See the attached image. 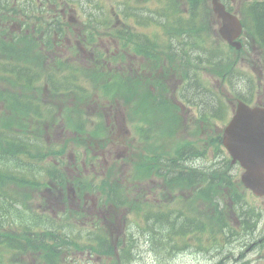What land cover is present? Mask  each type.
Masks as SVG:
<instances>
[{
    "label": "rangeland",
    "instance_id": "1",
    "mask_svg": "<svg viewBox=\"0 0 264 264\" xmlns=\"http://www.w3.org/2000/svg\"><path fill=\"white\" fill-rule=\"evenodd\" d=\"M239 3L241 5L242 0H237V2H236L237 6H238ZM240 88H242V90H246L247 84L246 83L245 84H242V87H240ZM199 92H200V89L198 90V93L196 95V99L197 100H200V98H199ZM217 93H218L219 96L221 95V88H218V92ZM202 101L205 104V105H202L203 110L197 108V111L199 113H201V114H210V112L213 113V112H215L217 110V108L219 106L220 99L213 100L212 99V96H210L209 94L208 95L205 94L204 95V99ZM225 104H226V101H225ZM59 138L61 139V136ZM80 157H82V155ZM237 169L238 168L235 166V171ZM46 197H47V200H48L47 205L48 204H51V207L54 209V207H56V205L58 204V202L54 203L52 201V196H50L48 193H46ZM236 256H238V248H236ZM253 256H254L253 253H247L246 254V257L247 258H252ZM241 258H243V255H242ZM239 261H242V259H240ZM178 263L179 264H202L203 263V258H202V256L195 257V256H191L189 254H183L182 256L179 257Z\"/></svg>",
    "mask_w": 264,
    "mask_h": 264
},
{
    "label": "trees",
    "instance_id": "2",
    "mask_svg": "<svg viewBox=\"0 0 264 264\" xmlns=\"http://www.w3.org/2000/svg\"><path fill=\"white\" fill-rule=\"evenodd\" d=\"M252 7L257 8L256 17L260 33L259 35L264 47V0H255ZM199 98L202 100L204 99L203 95H199Z\"/></svg>",
    "mask_w": 264,
    "mask_h": 264
},
{
    "label": "water",
    "instance_id": "3",
    "mask_svg": "<svg viewBox=\"0 0 264 264\" xmlns=\"http://www.w3.org/2000/svg\"><path fill=\"white\" fill-rule=\"evenodd\" d=\"M256 121L259 122V126H260L261 125V117H260V115H257V120Z\"/></svg>",
    "mask_w": 264,
    "mask_h": 264
}]
</instances>
